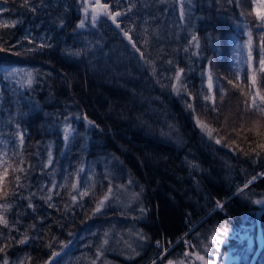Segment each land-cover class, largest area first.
<instances>
[{"label":"trees","instance_id":"obj_1","mask_svg":"<svg viewBox=\"0 0 264 264\" xmlns=\"http://www.w3.org/2000/svg\"><path fill=\"white\" fill-rule=\"evenodd\" d=\"M130 2L135 4L132 12L119 19L122 26H135L132 35L139 41L144 38L143 29L148 28L149 45L138 46L155 62V75L106 17L101 16L95 28L86 21L84 29H76L84 18L82 0H31L35 12L22 8V0H0V9H10L0 11V22H18L15 27H0V47L5 49L0 51V141L7 142L0 143V151L7 149L11 156L14 148L18 149L14 133L20 124L26 159L34 167L27 179L10 171L8 180L21 175V182L27 185L22 193L37 194L33 198L36 213L24 208L27 201L18 200L8 218L27 211L20 219L25 225L35 223V233L29 234L41 237L9 248L12 262L30 255L32 264H43L56 250L61 252L58 264H91L103 233L108 231L109 244L96 264H151L162 251L156 240H176L187 226H193L186 237L197 245L196 250L203 251L205 245L213 248L214 232L218 237L229 236L236 225L253 217L259 206L256 201H264V176L243 188L252 175L264 172V154L256 162L253 156L244 155L249 142L255 140L252 133L245 131L238 137L233 131L242 123L238 113L244 97L226 81H218L228 92L222 102L216 92L217 114L197 95L201 90L207 93L206 77L201 73L209 59L214 77L234 79L237 51L238 56L244 52L237 45L248 39L241 25L245 20L250 27L256 23L254 14L242 17L240 12H264V7H258L264 0H241L242 7L227 0H195L183 20L175 0H120L118 5L116 0H101L113 10H126ZM252 31L258 36V29L252 27ZM193 34L200 40L198 56L192 54L196 51L188 43ZM26 35L32 43L24 39ZM40 44L51 47L40 48ZM73 52L80 54L71 55ZM168 60L185 69L188 90L197 96L196 114L217 130L212 133L214 138L196 125L181 97L161 87V83H171L168 77L173 69ZM11 68L23 71L6 78V70ZM24 72H32L31 86ZM85 115L94 124L89 125ZM66 123L75 129L67 145L63 140ZM249 125L246 116L245 129ZM49 146L54 162L43 168ZM37 151L39 155H27ZM80 167L84 169L81 187L94 182V195L84 197L80 207L71 204L66 191L61 190L59 196H53L56 208H49L40 199L45 194L40 188L50 186L53 179L62 184L65 177L70 186ZM109 181L113 193L102 211L93 215L95 202L107 192ZM238 187L243 191L232 195ZM12 188L13 184H8L7 190ZM130 193L140 194L131 208L124 204ZM216 201L223 202V211L213 210ZM65 203L70 204V210H64ZM36 217H43V223ZM128 229L135 234L133 248L139 252L132 258L113 242L115 230L119 235ZM138 234L147 239L141 240ZM52 237L70 243L63 250L60 243L45 247ZM182 243L172 247L179 249L180 256L187 247ZM165 257L171 258L169 253Z\"/></svg>","mask_w":264,"mask_h":264},{"label":"snow or ice","instance_id":"obj_2","mask_svg":"<svg viewBox=\"0 0 264 264\" xmlns=\"http://www.w3.org/2000/svg\"><path fill=\"white\" fill-rule=\"evenodd\" d=\"M9 0H4V3H8ZM13 3L16 0H12ZM83 2V12L84 18L80 19L76 24V29H84L86 27V21H88L93 28L97 27L100 22L101 16L106 17L111 21L115 28L119 30V32L123 35L124 39L127 40L128 44L131 45V48L135 53L139 54V59L144 62V64L151 67L152 73L156 74L155 62L148 56H146L145 51L142 50L138 44L142 43L145 47H147L150 43L149 30L147 27L143 29L144 38L142 41L137 40L133 37L132 33L136 31L135 26L125 27L123 25V21L120 20V17H127L128 13L132 12L135 4L129 3L126 10H121L117 7L113 10V6L109 3H101V0H95V4H90L89 0H82ZM158 3H166L167 0H157ZM219 3V0H217ZM120 0H116V4L118 5ZM177 3L180 5V18L181 20L185 17V0H177ZM188 3L191 4V0H188ZM228 4H235L237 7H242L241 0H227ZM22 8L29 9L32 12H35L37 9L32 5L31 0H22L20 5ZM258 7H264V5H258ZM91 9V11H90ZM0 11H10V9H0ZM255 16L256 23L252 26L258 29V36L254 37L252 27L249 26L247 20L241 25L246 32L248 37L247 41L243 44H238V49H243L244 52H241L239 56L243 58L236 59V67L234 73V79L225 77H214L213 75V66L211 59L208 61V66L202 71L201 75L206 77V88L207 93L201 90L197 95L205 102V106L211 105L210 111L214 113H219V107L216 103V92L218 91L220 95L221 102L224 99V96L228 92V88L224 83H219L218 81L224 80L227 85H230L232 89L238 90L240 95L244 97L243 105L239 110L238 118L242 122L240 125V129H233L237 133V136H241L243 132L252 133L255 137L254 141L249 142V149L247 152H244L243 149H240L241 152H244L245 156H253L254 162L259 160L262 154H264V12L255 11L245 13L244 11L240 12V16L246 17L247 15ZM17 21H12L11 23L3 21L0 22V27L8 28L15 27ZM147 24V21H145ZM61 26H63V21L61 20ZM75 30V29H74ZM25 40H29V43L33 41L29 39V36L26 35L24 37ZM189 46L200 49V40L199 37L193 34L191 39L189 40ZM51 47V44H40V48ZM185 52H188L189 48L185 47L183 49ZM0 51H5L4 48L0 47ZM246 52V55L244 54ZM79 52H73L71 55H79ZM193 55H200L199 51L193 52ZM167 64L173 69V75L168 77L171 81L170 84L161 83V87L170 88L173 93L177 96L181 97L185 109L191 112L195 118L196 125L206 134L209 138H214L212 133L217 131L216 129H212L206 120L201 119L199 115L196 114V105L195 101L197 96L188 90V83L186 81L185 69L179 67L178 62H174L173 60H168ZM23 70L17 68H11L6 70L5 76L6 78H15L20 75ZM23 75L26 78V83L31 86L33 83V74L32 72H24ZM160 83V81H157ZM19 83V81H17ZM248 116L250 119V125L245 129V117ZM80 117L78 116L77 119ZM67 120L68 117H65ZM85 121L89 125L94 124V121L88 120V117L85 115L83 117ZM216 119H219V115L216 116ZM227 117H225V121H227ZM16 131L14 133L15 137L18 140V149L12 151L11 156L7 149L0 151V264H32L33 258L30 255H25L19 258L17 261L12 262L9 260L7 255V250L14 245H27L30 241L34 239H40L41 237L36 235H30L29 232L35 233L36 224L32 223L30 225L23 224V221L20 219L23 215H28L27 211L24 212H16L14 214L13 219L8 218V214L13 212L14 202L18 200L27 201L26 205H24L25 209H30L32 213H36L37 206L33 203V198L37 195L36 193L29 192L28 195H24L21 189L27 187L26 184L21 182V175H14L13 180L9 181L8 177L11 173H20L24 175V178L27 179V176L30 170L33 169V165L30 161L26 159V154L24 151L25 144V133L20 130V124H16ZM98 127V125H97ZM75 129L72 128L71 124L66 123L63 127V140L67 145L68 142L72 139V134ZM246 139V137H245ZM0 143H7L6 141H0ZM216 143L219 144L221 141L216 139ZM254 143L255 146H252ZM39 144V141L37 142ZM51 146H49V150L47 151V160L43 164V168H48L53 164V153L50 150ZM27 155H39V152L36 153H28ZM18 158V160L16 159ZM27 165V167H25ZM42 168V171H43ZM84 171L83 167H80L73 174L75 179L69 186L68 177H65V182L62 184H58L54 179L50 182V186H45L40 188L41 193H45L40 196V199L47 204L49 208H56V205L52 203L53 196H59L61 194V190H65L69 201L71 204H79L80 207H83V204L80 203L84 197L94 195L93 190L95 189V183H91L88 186L81 187L80 184V172ZM258 176H264V172H260L251 176L250 179L243 185V188H247L250 184L255 181ZM90 180H93V177H89ZM105 179H108L105 176ZM129 183H132L129 180ZM8 184H13L12 190H7ZM119 187H124L123 185ZM243 188L240 191H243ZM113 193V187L111 185V181H109L107 192L99 198L95 202V208L93 209V215L100 213L102 209L106 206V202L109 201L110 196ZM139 193H133L132 198L138 199ZM256 203H260V201H256ZM216 206L218 208H223V203L217 201ZM64 210H70V204L65 203ZM141 213L145 211V209H140ZM91 218V217H89ZM39 219L41 223H43V217H36ZM22 225L23 227H20ZM7 230V231H5ZM224 235H227L228 229L224 228ZM13 233H16L15 235ZM72 235V233H69ZM109 232L105 231L103 233V238L101 243L97 246L96 250V259L104 256L105 254V246L109 244ZM141 240H146L147 237L138 234ZM187 235V234H185ZM212 243H223V241L219 240L218 235L214 232L211 237ZM54 243H60L61 250L68 247V243L63 241H57L55 237H52L44 246L47 248H53ZM157 247L162 249L161 253H159V258L164 259L166 254L168 253V248L163 247L160 241H157ZM171 244V242H168ZM183 243L187 246L186 250L181 254L178 259H167L166 264H196V261H199L200 264H216L215 260H210L205 255H202L200 251L195 250L197 245L192 244L189 240H183ZM129 258L133 256L139 255V252L136 251L130 244H126ZM193 249V251H189L187 249ZM204 252H209L210 249L205 245L203 246ZM61 252L53 250L50 253L49 259L44 261L43 264H58L56 261L57 257H60ZM96 259L91 261V264H96ZM104 264H108L107 261ZM151 264H156V260H153Z\"/></svg>","mask_w":264,"mask_h":264},{"label":"flooded vegetation","instance_id":"obj_3","mask_svg":"<svg viewBox=\"0 0 264 264\" xmlns=\"http://www.w3.org/2000/svg\"><path fill=\"white\" fill-rule=\"evenodd\" d=\"M258 228L262 233V247L251 263L252 255L258 244ZM236 233L237 237L213 247L205 256L210 260H215L216 264H264V213L259 217L254 214L243 224L242 228H237ZM240 233L243 234L240 235ZM167 259L172 258L159 259L156 264H166ZM196 264H200V262L196 261Z\"/></svg>","mask_w":264,"mask_h":264},{"label":"rangeland","instance_id":"obj_4","mask_svg":"<svg viewBox=\"0 0 264 264\" xmlns=\"http://www.w3.org/2000/svg\"><path fill=\"white\" fill-rule=\"evenodd\" d=\"M89 3L90 4H95V0H89ZM91 11V9H90ZM136 199H133L132 198V193L129 194V199L126 203H124L125 205L129 206L130 208L134 205ZM238 228H242V225H239ZM116 232H120V231H114V246H117V245H120V249L121 251H124V252H128L127 250V247H126V244H130L132 247L133 245L136 243V237H135V234L130 230H124L121 234H116ZM243 233H240V235H242ZM232 233L229 235L231 236ZM238 235V234H237ZM237 237V236H236ZM219 240L226 242V239L225 237H219ZM219 242L217 243H212L213 247H217L219 246ZM197 249V248H196Z\"/></svg>","mask_w":264,"mask_h":264},{"label":"bare ground","instance_id":"obj_5","mask_svg":"<svg viewBox=\"0 0 264 264\" xmlns=\"http://www.w3.org/2000/svg\"><path fill=\"white\" fill-rule=\"evenodd\" d=\"M176 1V10H177V14H180V5H179V3H177V0H175ZM194 2H195V0H191V4H189L188 3V0H185V11H190V8H191V6L194 4ZM196 6H201V4H199V3H196ZM211 38H209V40H210ZM194 48V47H193ZM194 51H196V48H194ZM235 51H237V50H235ZM236 57H239L238 56V51H237V54H236ZM241 58V57H240ZM239 189H241V187H238L233 193H232V195L233 194H235ZM230 197V196H229ZM229 197H227V198H229ZM221 203H223L222 201H220ZM257 209H264V201H261L260 203H259V206H258V208ZM256 209V210H257ZM214 210H216V209H214ZM218 210H221V211H223V208L221 209V208H218ZM264 213V212H263ZM171 242V244H169L168 242ZM180 241L181 240H173V241H171L170 239H160V242L165 246V247H167L168 248V253H169V255L171 256V258L172 259H178V258H180V255L178 254V251H179V249H174V248H172L173 246H175V245H177L178 243H180ZM214 244V243H213Z\"/></svg>","mask_w":264,"mask_h":264},{"label":"water","instance_id":"obj_6","mask_svg":"<svg viewBox=\"0 0 264 264\" xmlns=\"http://www.w3.org/2000/svg\"><path fill=\"white\" fill-rule=\"evenodd\" d=\"M264 212V209H257L256 210V217H259L261 213ZM262 233L260 231V229L258 228V244H257V248L254 252V254L252 255V260H251V263L253 262V260L255 259V257L257 256L261 246H262Z\"/></svg>","mask_w":264,"mask_h":264}]
</instances>
